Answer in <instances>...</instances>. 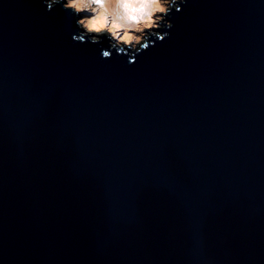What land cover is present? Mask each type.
<instances>
[{
    "label": "water",
    "instance_id": "1",
    "mask_svg": "<svg viewBox=\"0 0 264 264\" xmlns=\"http://www.w3.org/2000/svg\"><path fill=\"white\" fill-rule=\"evenodd\" d=\"M101 58L0 0V264H264V0H187Z\"/></svg>",
    "mask_w": 264,
    "mask_h": 264
},
{
    "label": "clouds",
    "instance_id": "2",
    "mask_svg": "<svg viewBox=\"0 0 264 264\" xmlns=\"http://www.w3.org/2000/svg\"><path fill=\"white\" fill-rule=\"evenodd\" d=\"M45 11L60 8L69 14L80 43L102 44L101 58L112 52L125 53L129 62L153 45L164 40L172 29V13L180 12L187 0H41Z\"/></svg>",
    "mask_w": 264,
    "mask_h": 264
}]
</instances>
